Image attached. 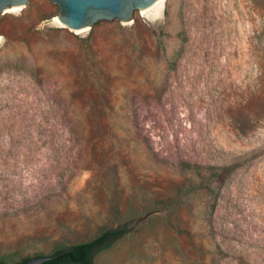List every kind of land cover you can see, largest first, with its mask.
<instances>
[{
  "label": "rangeland",
  "instance_id": "rangeland-1",
  "mask_svg": "<svg viewBox=\"0 0 264 264\" xmlns=\"http://www.w3.org/2000/svg\"><path fill=\"white\" fill-rule=\"evenodd\" d=\"M153 8L75 32L50 0L0 16L6 264L128 222L93 264H264V0Z\"/></svg>",
  "mask_w": 264,
  "mask_h": 264
},
{
  "label": "water",
  "instance_id": "water-1",
  "mask_svg": "<svg viewBox=\"0 0 264 264\" xmlns=\"http://www.w3.org/2000/svg\"><path fill=\"white\" fill-rule=\"evenodd\" d=\"M159 1L161 0H50L57 6V20L71 32L90 30L99 22L117 21L127 24L133 21L135 12L145 11ZM27 3L28 0H0V16L4 10L24 8ZM62 253L64 252L31 257L22 264H43Z\"/></svg>",
  "mask_w": 264,
  "mask_h": 264
},
{
  "label": "trees",
  "instance_id": "trees-1",
  "mask_svg": "<svg viewBox=\"0 0 264 264\" xmlns=\"http://www.w3.org/2000/svg\"><path fill=\"white\" fill-rule=\"evenodd\" d=\"M216 169L219 171L220 175L223 174L227 176L232 172L233 167L223 166ZM134 227L132 222H128L115 228H104L91 240L55 249L50 255L58 252L64 253L43 264H93L97 254L109 249L113 243L134 230ZM27 259L28 258H24L12 264H22ZM0 263L6 264L3 259H0Z\"/></svg>",
  "mask_w": 264,
  "mask_h": 264
},
{
  "label": "bare ground",
  "instance_id": "bare-ground-1",
  "mask_svg": "<svg viewBox=\"0 0 264 264\" xmlns=\"http://www.w3.org/2000/svg\"><path fill=\"white\" fill-rule=\"evenodd\" d=\"M163 0H161V1H159L157 4H155L153 7H155V6H157L158 4H161V2H162ZM153 7H151V8H153ZM150 9V8H149ZM154 9V8H153ZM151 10V9H150ZM150 10H148L147 9V11H149L150 12ZM146 10L145 11H143L142 13H148Z\"/></svg>",
  "mask_w": 264,
  "mask_h": 264
}]
</instances>
